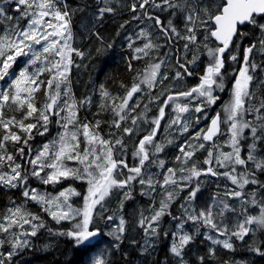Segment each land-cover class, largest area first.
I'll return each mask as SVG.
<instances>
[{"label":"snow or ice","instance_id":"obj_1","mask_svg":"<svg viewBox=\"0 0 264 264\" xmlns=\"http://www.w3.org/2000/svg\"><path fill=\"white\" fill-rule=\"evenodd\" d=\"M98 4L102 6L97 8V20L116 11L111 0H98ZM11 6L18 16L7 15ZM127 7L132 20L151 22L137 34L136 39L146 41L142 46L128 43L133 50L128 69L137 74L130 85L120 82L122 94L100 83V100L89 118L81 110L92 107L93 97L77 98L71 81L72 68L80 67L73 56L86 55L73 46V17L80 9L71 8L67 0H0V20L9 22L0 33V188L19 189L22 197L19 203L11 199V206L0 212V248L5 249L0 251V264H12L42 229L52 233L44 214L57 225L71 223L69 229L55 234L71 239L81 264H115L110 252L115 255L126 238L128 221L123 211L137 193L151 197L136 220L143 232L142 253L155 250L161 237H170L168 251L177 264H187L186 249L203 228L211 232L203 234L212 247L199 258L207 264L208 257L216 256V245L234 252V240L244 241L257 230L264 234V195H260L264 192L260 178L264 176V93L253 88L256 70H264V64L253 59L257 51L264 53V23L257 20L264 17V0H131ZM129 23L126 20L120 27ZM244 25H252L260 37L243 46L240 66L233 69L230 98L222 112L209 118L207 109L220 99L217 92L226 89V59L238 61L241 44L237 39L248 35L240 30ZM153 32L159 34L155 39ZM94 34L103 44V37ZM152 50H156L155 57H150ZM202 52L208 62L198 74V83L183 90L166 85L196 75L192 66ZM144 57H150L149 61L137 71L132 61ZM145 99L148 102L141 110ZM153 103L157 112L149 117ZM169 107L175 113L171 118L166 112ZM192 112L210 122L195 128L201 116L194 122L184 116ZM53 126L55 135H51ZM162 127L183 138L176 145L172 166L159 158L167 145L175 143L168 136L158 139ZM37 136L51 138L34 145ZM221 136L226 139L218 144ZM134 137L138 139L129 153L128 140ZM200 151L206 152L202 162L196 158ZM152 166L163 170L159 177L150 171ZM202 177H223L232 187L220 189L218 185L212 203L196 208ZM32 178L53 186L80 181L85 188L81 192L69 184L53 194L33 187ZM250 186L255 187L249 191ZM114 196L117 212L108 207ZM72 197H81L82 205L74 206ZM229 201L240 202L239 212ZM30 202L39 206V212L29 209ZM177 204L179 215H174ZM256 208L258 213L251 214ZM226 212L237 216L235 223L225 222ZM165 217L177 231L162 228ZM99 221L111 226L107 233ZM188 222L196 226L194 232L184 230ZM249 251L264 257V242L253 241Z\"/></svg>","mask_w":264,"mask_h":264},{"label":"trees","instance_id":"obj_2","mask_svg":"<svg viewBox=\"0 0 264 264\" xmlns=\"http://www.w3.org/2000/svg\"><path fill=\"white\" fill-rule=\"evenodd\" d=\"M68 4L73 9H80L76 11L73 17V46L84 51L88 54V57L85 58L82 62L78 64L79 57L73 56V59L76 64L80 65V67H73L71 71V81H72V91L75 93L77 98H83L84 96L91 95L93 97V105L91 108H84L81 110L82 116H88L91 118V113L96 111V105L99 103L100 97L97 91L100 83H106L109 86L110 91L114 94L123 93V89L120 88V82L122 81L126 85H130L134 76H136V71H129L128 69V61L131 59L133 55V50L128 47V43L130 41L134 42V46H142L143 42H146L141 39H136L137 34L140 28L147 27L151 22L147 21L145 23H141L139 21L132 20L131 13L128 11V5L131 3V0H121L122 4L124 3V8H119V2L116 0H111V6L116 8L114 13L105 14L102 19L97 20V8L98 6H102L98 4V0H67ZM7 15L16 17L19 15L18 12L14 10V6H11L7 9ZM167 13L162 14V18H164ZM95 22L93 23V21ZM118 20V23H117ZM130 21L129 24L125 25L122 29L120 27L124 21ZM259 23H264V17H257ZM25 21L21 20L20 24L23 26ZM176 23L182 27L180 20H176ZM9 22L6 20H0V33L7 28ZM152 31V29H149ZM242 32L248 33L247 37L244 39H237V43L241 44L240 56L238 57V61L233 62L231 60L226 59L225 71V84L228 77H231L233 74V69H236L240 66L239 60L242 58V48L246 46L249 41L253 39H258L260 37V33L258 30H255L252 25H245L240 29ZM94 33H99L101 37H103V44L101 41L97 39ZM159 35L158 33L153 32V39ZM202 39V37H201ZM157 43H163L162 40H157ZM111 45V47H108ZM210 46H215V42L212 41ZM98 48H103V51L97 53ZM161 51H167V49H162ZM235 52L236 49H233ZM229 54H226V57ZM156 56V50H152L150 52V57ZM150 57H144L139 61H132L135 69L137 71H142L145 68V65L149 61ZM253 59L258 64H264V53H260L257 51ZM174 59L171 63H174ZM208 62V57L205 52L201 53L200 60L193 65L194 71L197 73L191 77H186L183 81H167L166 85H171L175 89L183 90L185 88L191 87L198 83V74L202 73L204 65ZM103 69V71H101ZM18 70V69H17ZM264 82V70L258 68L255 72V80L253 82V88L258 94L264 93V85L261 84ZM158 89H153V92H157ZM163 99V97H161ZM147 99H145L141 104V110L143 109V103H147ZM195 103V102H193ZM151 112L148 113L149 117L153 116L157 112V104H150ZM170 110L172 112V107L166 109V112ZM210 109H207L209 112ZM172 115H175L172 114ZM170 114V117L172 116ZM197 115L201 116V121L198 125H195V128H201L205 122H202L203 114L197 113H186L184 114L185 118L190 121L195 120ZM107 119V115L104 117ZM167 123V121H162V125ZM141 125L144 129H147L148 125L141 122ZM194 129H190L192 131ZM105 131L107 129L105 128ZM56 127L53 126L51 135H55ZM165 132L164 129L162 133ZM161 133V135H162ZM169 134V133H168ZM187 135V134H185ZM51 136L39 137L32 142L34 145H40L46 139H50ZM169 138L174 139L175 143L172 145H167L165 151L159 154V158L165 159L167 162V166H172V160L177 155L178 149L176 147L177 144L182 142L181 137L175 132L172 131L169 134ZM138 137H134L133 139L128 140L129 153L133 150V144ZM158 139L163 140L161 138L160 133L158 134ZM264 155V152L261 153ZM206 156V152L200 151L197 155V159L199 161H203ZM223 171V169H221ZM150 171L157 174L163 172L162 169H159L156 166H152ZM212 178V177H209ZM203 179L205 182L201 187V192L198 194V199L196 200L193 207L200 208L205 206L206 204H211L213 197L217 191V186L219 185L220 189H222V184L219 182L225 181L223 177L220 179H215L210 181V179ZM261 180H264V176L260 177ZM231 184L230 182H228ZM31 184L33 187L39 188L41 191H47L56 193L60 191L62 188L67 187L69 184H72L73 187H76L78 191L83 192L85 185L80 181H64L59 185H41L34 178L31 179ZM139 187V186H137ZM255 186L248 187V190L251 191ZM187 193H182L181 195H186ZM260 195H264V192L260 193ZM259 198V197H258ZM15 199L17 203H19L22 199L20 195L19 189H7L0 188V212H3L10 205V200ZM156 199L159 200L160 196H156ZM81 197H76L74 201L75 206H81L80 201ZM117 197H112L111 202L108 204L111 212H117ZM151 203V197L144 196L141 197L137 193L135 200L126 202L123 215L125 219L128 221L127 231L125 233V239L119 250L115 252V255H111L110 259H112L115 264H177L176 258L171 255L168 251V244L170 242L169 238L161 237L160 242L157 244L155 250L149 251L146 253H142L141 245H143V232L136 225V220L138 218V211L147 208V206ZM233 207L237 209L239 212L240 202L239 201H229ZM29 209L33 212H39V206L34 202H30L28 205ZM258 213V208L251 212V214L255 215ZM120 213H117V217ZM173 214L179 215V205H175L173 208ZM45 219L48 221V227L52 229V233H49L47 229H42L37 237L31 238L32 246L28 249L23 250L16 257H14L12 264H81V257L75 252L73 242L70 238L66 236L56 235L55 233L58 231H65L71 227V223L62 222L61 225L55 224V222L51 221L46 214ZM235 214L230 212L225 213V222H228L229 219L233 220ZM118 222V219H117ZM99 226L104 227V222L99 221ZM161 226L165 231L173 232L177 231L174 222L171 221L170 218L165 217ZM111 226L104 227L105 233L109 230ZM195 227L191 222H188L185 225L184 230L188 232H194ZM211 232L209 230L201 228V234L197 235L196 239L191 243V245L186 249V255L184 259L187 261V264H201L200 257L206 256L208 248L212 247L211 241H208L205 238L203 233ZM109 239H112L109 237ZM223 239V237H220ZM137 241V244H133L132 241ZM255 241L257 244L264 242V234L260 230H257L255 233L246 237L244 241L234 240L235 251L231 252L229 250L223 249L222 246L216 245V256L208 257L207 264H223L224 261H234L235 264H264V257H260L258 254H255L249 251V245H251ZM8 246L5 245V248ZM103 247L107 248V245ZM4 248H0V251H4Z\"/></svg>","mask_w":264,"mask_h":264},{"label":"flooded vegetation","instance_id":"obj_3","mask_svg":"<svg viewBox=\"0 0 264 264\" xmlns=\"http://www.w3.org/2000/svg\"><path fill=\"white\" fill-rule=\"evenodd\" d=\"M234 75L235 74H233L232 76H234ZM231 77H228L227 78L225 91H223V92H217V94L220 96V99L217 101L216 104L210 106V108H209L210 110H209V112H207V115H208L209 118H211L212 116H214L217 112H222V106L229 100V98H230V92H231V85H232V79H231ZM177 102L182 103L184 101L181 100V101H177ZM193 102H195V101H193ZM167 113L169 114V117H170V114L171 115L174 114L173 110H172L171 113H170V110ZM172 116H174V115H172ZM209 121H210V119L209 120H205L204 118H202V122H205V123L201 127H205V125L207 123H209ZM162 130H163V127L161 129L160 136H161ZM225 139H226V136H221L216 142L217 143H219V142L223 143ZM227 151H228V149H227ZM207 178H209V177H202L201 179L203 180V179H207ZM212 178L220 179V177L219 178L212 177Z\"/></svg>","mask_w":264,"mask_h":264},{"label":"rangeland","instance_id":"obj_4","mask_svg":"<svg viewBox=\"0 0 264 264\" xmlns=\"http://www.w3.org/2000/svg\"><path fill=\"white\" fill-rule=\"evenodd\" d=\"M116 2H118V0H116ZM119 8L120 9H122V8H124V3L122 4V2H121V0H120V2H119ZM95 22V20L93 21V23ZM117 23H118V20H117ZM85 56L82 58V57H79V61H78V64L80 63V62H82L83 60H85V58L86 57H88V54L85 52ZM169 118H171V117H169ZM164 125H166V123L164 124ZM169 132H172V130H169ZM169 132H163L162 133V135H161V138H163L164 139V137L165 136H168L169 137ZM164 134V135H163ZM218 144H222L221 142H219ZM227 149L228 148H224V150H226L227 151ZM228 150H230V149H228ZM210 179V181H212V180H214V179H212V178H209ZM202 180V179H201ZM224 180H225V178H224ZM203 181V180H202ZM228 182H230V181H227V180H225V181H222V182H219V184H222V186H228V187H232V185L231 184H229ZM205 184V182L203 181V183H202V185H204ZM202 187V186H201ZM224 187H222V189H223ZM54 194V193H53ZM76 200V197H72V201L74 202ZM80 203H81V205H82V200L80 201ZM74 206H75V204H74ZM236 219H237V216H235L234 218H233V220H232V223H235V221H236Z\"/></svg>","mask_w":264,"mask_h":264},{"label":"water","instance_id":"obj_5","mask_svg":"<svg viewBox=\"0 0 264 264\" xmlns=\"http://www.w3.org/2000/svg\"><path fill=\"white\" fill-rule=\"evenodd\" d=\"M244 26H245V25H244ZM242 27H243V26H242ZM242 27H241V28H242ZM214 42H215V41H214ZM215 43H216V42H215ZM209 122H210V121H209Z\"/></svg>","mask_w":264,"mask_h":264}]
</instances>
